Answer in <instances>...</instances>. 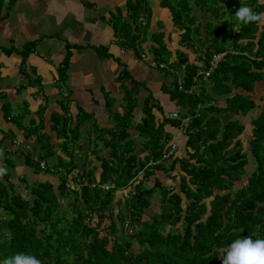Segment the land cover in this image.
<instances>
[{
	"label": "trees",
	"instance_id": "16d2710c",
	"mask_svg": "<svg viewBox=\"0 0 264 264\" xmlns=\"http://www.w3.org/2000/svg\"><path fill=\"white\" fill-rule=\"evenodd\" d=\"M217 1L221 2L217 7L224 4L231 16L221 26L232 31L240 26L229 47L214 36L209 38L208 33L204 39L197 27L195 32L191 29L200 18L193 13L189 0L161 1L171 7L175 25L187 29L182 34L183 47L200 45L204 56L200 55V62H191L188 52L178 50L177 60L166 59V55H172L167 43L155 46V61L156 55L163 54L164 62L170 64L157 61L166 65V72L177 68L184 73L181 80H173L168 90L187 106V113L158 121L154 108L160 109V105L152 94L147 96L144 117L136 126L144 137L139 154L129 132L138 98L132 88L126 87L127 104L123 113L116 114V124L98 128L96 138L109 149V155L100 156L99 180L88 163L82 161L81 125L90 118L87 112H80L76 118L66 116L63 121L62 116L58 118L61 154L49 142L43 143L45 153L40 155H57L58 160L51 167L46 160L36 161L27 153L30 166L45 168L58 176L59 183L37 181L31 189L28 184L22 194L10 180V173L0 179V261L22 252L35 255L42 264H222V256L234 240L249 236L253 240L264 239V109L251 119L252 135L247 146L242 140L245 125L233 117L247 116L258 107L246 92H254L264 68V25H243L234 14L242 5L263 12L264 3ZM200 2L196 0L198 6ZM146 3L147 0L128 3L135 27L123 20L122 13L111 19L120 43L136 49L138 54V42L147 33L152 15L142 17L139 24L133 12ZM183 5L185 9H180ZM257 33H261L258 41ZM255 44L257 49L253 50ZM34 47V43L29 44L23 56ZM223 52L226 54L212 68L213 57ZM70 55L60 68L63 82L68 77ZM210 69L207 77L199 73ZM123 75L125 80L129 77L127 71ZM227 113L231 116L224 122L223 115ZM184 118L189 119L188 123H182ZM167 123L185 128V156L176 154L178 146L172 149L173 143L166 145ZM29 129L30 134L39 131L36 126ZM165 153L169 154L167 158ZM251 158L254 167L247 182L233 191L236 181L248 173L246 166ZM41 160L46 162L44 167ZM178 164V174L174 176L177 181L164 185L157 173L170 175L168 171L178 169ZM141 172L144 175L138 179ZM152 177L153 184H147L145 181ZM104 183L113 184L114 188L104 190L98 185ZM128 188L129 193L122 194ZM155 192H159V211L152 213Z\"/></svg>",
	"mask_w": 264,
	"mask_h": 264
},
{
	"label": "crops",
	"instance_id": "0c3cea01",
	"mask_svg": "<svg viewBox=\"0 0 264 264\" xmlns=\"http://www.w3.org/2000/svg\"><path fill=\"white\" fill-rule=\"evenodd\" d=\"M130 1L135 0H0V149L4 153L0 164L6 167L10 180L22 194L26 193L28 182L54 181L58 177L45 171V168L38 171L27 163L26 158L31 155L36 160L35 156L45 153L43 143L49 142L55 144L58 154H61L58 147L61 139L57 134V121L61 116L63 121L66 116L76 118L80 112L90 114V118L81 125L82 161L88 163L99 180L102 171L100 156L109 155V149L105 148L104 141L96 138L98 128H111L116 124V114L123 113L127 104L125 95L128 87L138 98L129 128L130 137L137 144V154L144 137L136 126L144 117L143 106L147 96L152 94L160 105V109L154 108L158 121L170 118L172 113H187V106L182 105L168 90L174 79L167 76L165 69L152 67L143 57L146 55L155 59V55L150 54L151 46H158L160 40L154 36L156 32H161L166 35L171 60H177L178 50L186 51L181 41L183 29L175 25L171 12L166 17L160 15L156 18L162 0H147L153 6V19L147 33L138 42L141 55L134 48H126L118 40L111 19L114 14L122 13L123 20L134 25L128 5ZM189 1L193 5V13L203 22L214 20L210 12L201 11L196 0ZM259 3H264V0H259ZM228 15L229 18L224 13L222 21L230 19ZM239 27H234L229 41L223 45H232ZM31 43L35 47L23 56ZM209 43L211 41L207 45ZM256 49L255 44L253 50ZM188 50L191 51L188 52L190 61L200 62L203 48L198 45ZM68 53H71L68 77L63 82L60 68ZM124 71L129 74L126 80ZM262 72L263 77L256 82L254 92H246L258 104L254 113L250 112L254 117L264 109V68ZM237 90L245 92L241 88ZM233 117L240 120L239 117L245 116ZM223 120H226L224 115ZM243 124L242 139L246 138L249 142L252 128L247 123ZM35 126L39 127L38 133L30 134L29 128ZM165 134L169 135L166 145L176 144V154L185 156L188 140L185 128L167 123ZM107 136L110 138V135ZM57 160V155H54L52 161ZM177 167L168 171L170 175L163 171L157 173L164 185L170 186L177 181L174 176L178 174L179 164ZM143 175L141 172L138 179H142ZM154 177L145 182L153 184ZM130 189L122 194H128ZM156 193L158 195L154 196L157 199L159 192ZM157 211L158 203H152L150 212Z\"/></svg>",
	"mask_w": 264,
	"mask_h": 264
},
{
	"label": "rangeland",
	"instance_id": "374dc122",
	"mask_svg": "<svg viewBox=\"0 0 264 264\" xmlns=\"http://www.w3.org/2000/svg\"><path fill=\"white\" fill-rule=\"evenodd\" d=\"M257 1L259 3V0H257ZM220 3L221 2H219L217 0H210V1L209 0H204V1L201 0V2L199 3L201 11L202 12L209 11L210 12V16L213 17L214 20H209V21L203 22L202 19H198L197 24L193 28H191V29H195V27H197L196 30L201 31L204 34H207V33L210 34L209 38L212 39L213 36H217V40L218 41H222V43L225 44L230 39V36L232 34V29L229 28V27L221 26L222 19H223L222 16H223L224 13L226 14V11H228L227 10L228 8L224 4H221L220 7H217L216 4H220ZM222 6H223V8H221ZM152 8H153V6H152V3L151 2H148L147 4L140 5L135 10V12H133V14H135V16L137 17L136 18V21L138 20L139 24H141L142 23V17L147 18L149 16V13H151V15H152V17H151V23H152V19H153V9ZM157 9H159L160 12L156 15V18H158V16H160V15L163 16V17H166V15L171 12L172 19H173V22H174V18H173V13H172L171 7H166L163 4H160V6ZM180 9H185L184 8V5ZM228 13L229 12H227V18H229L228 17L229 16ZM203 16L205 18H207L205 15H203ZM169 24L171 25L170 21H169ZM150 26H151V24H150ZM180 28L183 29V33H184L185 30H187L185 26H180ZM154 38L160 40V43H161L160 45L161 46H163V44H166L167 43L166 42L167 41L166 35L165 34H162L161 32H156ZM157 45H159V42H158ZM170 47L173 48L172 45ZM183 49H185L187 51V48L186 47L185 48L183 47ZM156 51L157 50H156L155 46H151V52H150V54L151 55H155ZM187 52H191V51L188 50ZM162 55L161 56L160 55H156V58L158 56V60H160V61H162V60L165 61L166 59H171V55L170 54H168V56L166 55V57H165L166 59L163 58ZM143 57H144V60H146L147 62L150 59H154V58H147L146 55H144ZM160 61H158V62H160ZM167 64L170 65L169 63H167ZM157 67H154V68H157ZM158 68H161V67H158ZM167 71H169V72H167V76L169 78L181 80V78H183V76H184L183 71L182 70H179L177 68H174L173 70H167ZM221 103L223 104V102H220V104ZM252 111L254 113V110H252ZM229 115H230V113H227V114L224 115L226 120L230 117ZM252 117H253V115L252 114L251 115L249 114V115H247L245 117H239V118H240V120L243 121V123L249 124L251 126V128H252V124H251ZM226 120H225V122H226ZM243 135H244V133H243ZM242 140H243L244 144L247 145L248 140L246 138H244ZM35 157H36V160L37 161L39 159L46 160V162H47V164H48L49 167H51L54 163H56V162H53L52 161V158L51 157L40 156V155L35 156ZM249 157H251V155ZM44 160H41V164L44 162V164L46 165V162ZM249 163L250 164H248L246 166V170H247L248 173L245 174L244 178L236 181L235 186L233 187V191H235L237 188L241 187L243 184H245L247 182V177H248L249 173L253 170V167H254V159L251 158ZM35 168H37V167H35ZM37 170L40 171L41 169L38 168ZM27 180L30 181L29 179H27ZM2 181L5 183V180H2ZM54 181H55L56 184L59 183L58 177L55 178ZM28 183L30 184V189H31V187L33 185H35V183H32V184H31V182H28ZM154 194L155 195H158L156 192ZM156 202H157V199L154 200V203H156ZM104 224H106V223H104ZM136 247H137V245H136Z\"/></svg>",
	"mask_w": 264,
	"mask_h": 264
},
{
	"label": "clouds",
	"instance_id": "9594fccd",
	"mask_svg": "<svg viewBox=\"0 0 264 264\" xmlns=\"http://www.w3.org/2000/svg\"><path fill=\"white\" fill-rule=\"evenodd\" d=\"M234 15L243 25H264V12L253 11L250 6H240ZM3 158V150L0 149V160ZM6 174V167L0 164V178ZM0 264H42V261L35 255L21 252L5 257ZM222 264H264V239L253 240L249 236L234 240L222 256Z\"/></svg>",
	"mask_w": 264,
	"mask_h": 264
},
{
	"label": "built area",
	"instance_id": "2783aa9c",
	"mask_svg": "<svg viewBox=\"0 0 264 264\" xmlns=\"http://www.w3.org/2000/svg\"><path fill=\"white\" fill-rule=\"evenodd\" d=\"M232 53H238V51H236V50H232L231 51ZM226 54V52H223V53H219V54H217V55H215L214 57H213V59L211 60V64H212V68H214V67H216L217 66V63H218V61L224 56ZM259 60H261L262 58H258ZM148 63L152 66V67H161V68H164V67H166V65L164 64V63H158L157 61H155L154 59H150V60H148ZM211 68V69H212ZM211 69L210 70H208V71H200L199 73L200 74H205L206 76H208L209 74H210V71H211ZM199 76H197L195 79H197ZM170 117L171 118H177V117H179V115H178V113H172V114H170ZM188 118H184V119H182V123L183 124H186V123H188ZM176 147V144H173L172 145V149H174ZM169 156V154L168 153H165V155H164V157L165 158H167ZM152 163H154L153 161H150V164H152ZM43 167H44V162L41 164ZM69 185V184H68ZM93 185H96V184H93ZM99 186H101L104 190H109V189H111V188H114V185L113 184H109V183H104V184H98ZM126 225H128V222L126 223Z\"/></svg>",
	"mask_w": 264,
	"mask_h": 264
}]
</instances>
